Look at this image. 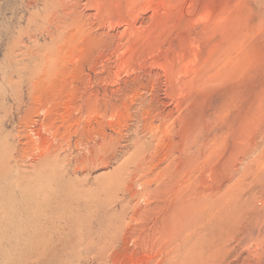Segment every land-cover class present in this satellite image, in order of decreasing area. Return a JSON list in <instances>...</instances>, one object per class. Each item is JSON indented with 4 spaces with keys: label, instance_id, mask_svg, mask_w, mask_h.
<instances>
[{
    "label": "rangeland",
    "instance_id": "1",
    "mask_svg": "<svg viewBox=\"0 0 264 264\" xmlns=\"http://www.w3.org/2000/svg\"><path fill=\"white\" fill-rule=\"evenodd\" d=\"M50 1L0 0V264H264V0Z\"/></svg>",
    "mask_w": 264,
    "mask_h": 264
},
{
    "label": "bare ground",
    "instance_id": "2",
    "mask_svg": "<svg viewBox=\"0 0 264 264\" xmlns=\"http://www.w3.org/2000/svg\"><path fill=\"white\" fill-rule=\"evenodd\" d=\"M62 1V0H61ZM61 1L60 0H51L50 2V6L51 7H53V10H54V8L56 9L58 6H61L63 9H64V11L66 10V8L64 7V5H63V3H61ZM29 2V1H28ZM58 2H59V4H58ZM33 3V2H32ZM47 3H49L48 1H47ZM65 3V2H64ZM74 4V3H73ZM48 5V4H47ZM77 5V4H76ZM49 7V6H48ZM69 7V6H68ZM74 9V8H73ZM75 10V9H74ZM100 10H101V8H100ZM55 11V10H54ZM69 11V13H70V10H68ZM56 12H57V9H56ZM65 13H68V12H65ZM68 13V14H69ZM67 14V16H69ZM75 16V15H74ZM73 17V16H72ZM52 20V19H51ZM61 20V19H60ZM79 20V19H78ZM81 20V19H80ZM53 21V20H52ZM57 21V20H56ZM83 21H85L84 19L81 21V22H83ZM60 22H62V20L60 21ZM59 22V23H60ZM75 22H77V19L75 20ZM57 23V22H56ZM77 23H79V22H77ZM64 24H66V23H64ZM74 25V24H73ZM77 25V24H76ZM83 26H84V24H82ZM82 25H80V26H82ZM75 28H77V26H75ZM64 29V28H63ZM73 29V28H72ZM82 32V31H81ZM75 33V32H74ZM207 34V33H206ZM75 35V34H74ZM207 37V36H206ZM76 41V40H75ZM100 41V40H99ZM87 44V43H86ZM156 76V75H155ZM105 77V76H104ZM114 79V78H113ZM154 79V78H153ZM177 79V78H176ZM102 82V81H101ZM109 82V81H108ZM110 83H112V82H110ZM115 83V82H114ZM98 84V83H97ZM97 95H98V93H96ZM118 94V93H117ZM128 95V94H127ZM117 96V95H116ZM134 98V97H133ZM139 99V98H138ZM121 100V99H120ZM97 102V101H96ZM135 103V102H134ZM118 104V103H117ZM90 105V104H89ZM97 105V104H96ZM100 105V104H99ZM159 106V105H158ZM122 108V107H121ZM125 108V107H124ZM127 110V109H126ZM116 111V110H115ZM119 111V110H118ZM117 113V112H116ZM107 115V114H106ZM135 115V114H134ZM104 117V116H103ZM106 118V117H105ZM130 119H132V118H130ZM138 133V132H137ZM136 134V133H135ZM174 142V141H173ZM138 155V154H137ZM129 158V157H128ZM139 158V157H138ZM138 160V159H137ZM132 169V168H131ZM154 174V173H153ZM146 176V175H145ZM171 207V206H170ZM173 209V208H172ZM175 212V211H174ZM134 214V213H133ZM137 214V213H136ZM173 216H175V215H173V211L170 213V215H169V217L168 218H162L161 219V221H160V224L161 225H156V226H154V227H152L151 229L150 228H147L144 224H143V222L141 221L140 222V224L138 225V226H135V228L133 229V232H135V231H137L138 232V234H139V237H141L142 238V240H144L142 243H144V242H146L145 241V239H147V238H150L151 236H152V234L154 235L156 232H159V230H164V228L166 229H169V230H171L172 229V227H171V225H172V222L174 221V218H172ZM136 218V217H135ZM173 220V221H172ZM176 220V219H175ZM176 222V221H175ZM174 224V223H173ZM176 225V224H175ZM177 226V225H176ZM175 227V226H174ZM176 231L177 232H179L178 231V229H176ZM176 231H173L174 233H177ZM167 232V231H166ZM156 235V234H155ZM127 239V238H126ZM125 239V240H126ZM135 240V239H134ZM140 243V242H139ZM142 243H141V245H142ZM148 248V247H147ZM166 256V255H165ZM165 260V259H164ZM163 260V261H164ZM162 264H163V262H162Z\"/></svg>",
    "mask_w": 264,
    "mask_h": 264
}]
</instances>
